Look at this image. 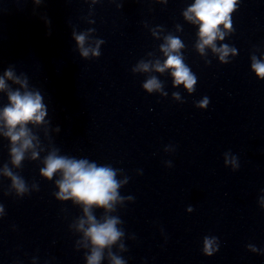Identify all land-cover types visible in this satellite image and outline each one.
Masks as SVG:
<instances>
[{
  "label": "clouds",
  "instance_id": "clouds-1",
  "mask_svg": "<svg viewBox=\"0 0 264 264\" xmlns=\"http://www.w3.org/2000/svg\"><path fill=\"white\" fill-rule=\"evenodd\" d=\"M235 0H196L195 4L189 9V13L195 14V19L200 22V36L202 43L199 45L201 51L204 46L212 45L217 37L218 26L221 23L228 21V14L234 7ZM188 19H192L188 13H185ZM230 27V23L226 24ZM223 39V35L220 36ZM77 44L81 47V54L88 56L89 49L84 47L85 35H76ZM183 47L179 38L168 36L166 43L161 46L167 59L163 65L157 63L155 68L157 71L163 72L165 68L174 69L172 76L176 85L184 84L189 91L194 90L196 77L190 72V69L183 63L181 55L177 51ZM214 51H220L214 48ZM228 46H222V56L228 55ZM234 51V50H233ZM144 71L148 70V65L142 66ZM253 69L258 76L264 77V63L255 62ZM5 78L14 80L15 83L21 84V87H26V81H21L14 77L13 72L8 70L4 74ZM5 78H0V90H5ZM149 92L159 89L160 84L155 78L147 81L144 85ZM177 95L178 94H174ZM9 105L4 107L0 113V120H3L8 131L5 133L10 138L13 147L11 148L12 163L19 166L24 158V153L27 149L33 147L32 140L34 137L30 135L29 129L25 127L29 122L39 124L43 121L46 115L45 106L42 104V97L39 92L25 91L23 94L20 91L9 92ZM206 98L200 104V107L207 105ZM19 129L17 130V126ZM37 156L33 152V158ZM45 167L41 169L44 177L51 179L57 171L62 172V179L56 183L59 186L57 194L61 199L74 198L78 202H83L85 207V215L87 223L90 225L85 232V236L90 238L94 248L92 254L87 258L88 264H99L101 259V250L116 242L123 233L117 229L119 223L116 218H109L104 223H98L95 217L91 215L90 206H108L111 207V201L116 200V189L119 187L118 182L114 179L115 171L110 167H97L95 164H89L86 160L69 159L63 156H57L55 153L49 154L45 159ZM5 174L12 179L13 186L19 193L25 191L23 180L14 175L10 169L5 168ZM85 221L80 222V228H83ZM213 239L204 238L205 250L211 254ZM114 264H123V261L113 257Z\"/></svg>",
  "mask_w": 264,
  "mask_h": 264
}]
</instances>
